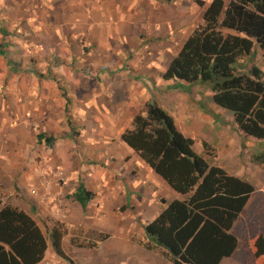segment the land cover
<instances>
[{
	"label": "crops",
	"instance_id": "1",
	"mask_svg": "<svg viewBox=\"0 0 264 264\" xmlns=\"http://www.w3.org/2000/svg\"><path fill=\"white\" fill-rule=\"evenodd\" d=\"M211 1L0 0V164L14 168L13 179L25 190L8 201L3 198L0 210L12 205L37 222L47 240L39 264H172L163 250L148 251L141 235L169 203L184 197L122 140L150 102L168 112L195 146L200 139L198 154L212 163L204 143L216 149L214 165L262 192L264 163L252 158L264 154V142L244 139L234 129L218 127L215 134L216 122L204 117L197 96L184 94L185 84L163 78ZM24 9L30 16L22 17ZM26 49L32 59L23 68L47 67L46 77L32 73L22 78L23 73L10 70L11 59L26 58ZM90 54L96 58L88 64L94 72L84 74ZM41 81L62 82L70 88L68 95L43 93L38 100ZM227 117L233 126L232 115ZM31 120L55 141L39 143ZM215 139L221 148L213 146ZM41 159L66 172L62 190L53 183L48 192L43 187L31 194L30 187L40 184L33 167ZM236 159L244 164L238 161L235 167ZM81 184L95 194L86 208L73 199ZM55 228L62 233L65 257L53 249L50 234ZM236 253L222 264H245Z\"/></svg>",
	"mask_w": 264,
	"mask_h": 264
},
{
	"label": "trees",
	"instance_id": "2",
	"mask_svg": "<svg viewBox=\"0 0 264 264\" xmlns=\"http://www.w3.org/2000/svg\"><path fill=\"white\" fill-rule=\"evenodd\" d=\"M261 50L264 0H212L163 78L188 86L210 84L214 106L232 115L233 129L244 139L264 142V68L256 63ZM37 138L55 141L44 133ZM122 140L184 197L145 225V248L163 250L172 264H222L231 258L239 248L234 227L264 198V186L259 195L250 182L198 154L195 141L155 102L134 118ZM253 161L264 163V154ZM94 196L81 184L73 199L86 208ZM50 237L55 253L65 257L59 229ZM253 247L257 264H264V233ZM46 251V237L33 217L12 205L0 210V264H39Z\"/></svg>",
	"mask_w": 264,
	"mask_h": 264
},
{
	"label": "rangeland",
	"instance_id": "3",
	"mask_svg": "<svg viewBox=\"0 0 264 264\" xmlns=\"http://www.w3.org/2000/svg\"><path fill=\"white\" fill-rule=\"evenodd\" d=\"M29 10V8H28ZM26 10L24 9V12L22 10V17H24L26 14L28 16H30V13L25 12ZM24 21V20H22ZM25 37V36H23ZM19 41L23 40V38H19ZM11 39L9 37L6 38L5 42H6V50L8 48H10V42ZM24 42V40L22 41ZM9 45H8V44ZM20 46V45H19ZM26 52H23L24 55L26 57V54H28L29 52H27V49L25 50ZM29 51V50H28ZM11 55V54H10ZM10 57V56H9ZM30 55H27L26 58L23 57L19 58V60H14L11 59V64L12 68H10L11 71L16 72L15 74H21L23 73L24 75H22V78H26V76L31 75L32 73L35 75V77L37 76L36 73H39L40 76L42 77H46V73H48L47 71V67L44 68H39L37 69H33V68H26L24 69V61L28 60L30 62V59H32ZM39 57V56H38ZM25 59V60H24ZM123 60L124 57L122 56L121 58ZM96 60V58H94L93 55H88L87 56V66L83 69L82 73L84 74H89V73H93V70H90V68L88 67V64H90L91 62H94ZM40 63H42V60L39 58ZM257 65L260 67L264 68V50H261L259 53V57L256 61ZM29 69V70H28ZM58 77V76H56ZM25 82V80H24ZM41 87H40V92L38 93L39 98L38 100H40V96L43 93H47L48 97H52L54 98L56 95H68L66 92V90L70 89L69 87L67 88L65 85L62 84V82H58L56 81L55 83L53 82V84H47L45 81H41ZM179 85H184L181 82ZM186 85V84H185ZM182 86L178 87V89L182 88ZM27 87V86H26ZM186 87H188L187 90H184V94H187L189 96H197L198 98V102L199 104H201L202 106V112L204 114V117L207 118V120H214V122H216V126H215V130L218 129V127H220L223 131L229 132V131H233V126H232V122L231 120H228L227 115L229 114H225L224 116V112L222 109H219L217 107L214 106L213 102H212V87L210 84H198V85H194V86H188L186 85ZM30 92L29 87L27 88V96ZM227 113V112H225ZM224 116V117H223ZM42 121L45 123L47 121V117L46 115L42 114ZM30 129L32 132H34V135H38L40 133H46L47 131L44 128L43 125H41L40 123H38L37 120H31L30 121ZM217 131L215 132V134H217ZM74 137L77 136L76 133H74ZM62 139L65 140L67 138V135H58L57 139ZM200 139L197 140V144L195 146L196 151L199 150V145H200ZM213 146L217 147V148H221L219 146V140L215 139L214 142L212 143ZM232 144H234V142H232ZM231 146V145H230ZM224 148H229V146H224ZM204 151L206 153V155H208L209 160H211L212 164L217 163L218 159V154L216 149L208 147L205 143H204ZM230 157V156H229ZM224 159V158H222ZM253 159V158H252ZM223 163L224 160H222ZM238 161H240V163L243 165L244 162L242 160H237L236 159V165L235 167H237ZM246 161V160H245ZM18 169V168H17ZM36 176L39 178L40 184L37 187H30L29 191L31 192V194H37V192H41V189L43 191V187L45 189V187H50L53 185H58V174H61L62 179L60 180V184L63 188L65 182L68 183L67 181V174L66 172L61 168V167H53L50 163H48L45 159H41L38 163H36L35 167H33ZM17 171V170H16ZM21 171V170H20ZM15 174L14 172V168L10 167L9 165H2L0 164V196L1 199L0 201H2L3 198H7L6 201L13 199L14 194H21V192H24V188L19 189L18 188V181H15L13 179V175ZM255 185H257L259 187V183L256 182L254 183ZM262 191V190H261ZM262 197V196H261ZM262 199V198H261ZM8 205V204H6ZM5 205V206H6ZM157 213V212H156ZM159 214V212H158ZM157 214V215H158ZM264 201H256L255 204L253 205L252 209L250 210V217L248 219H244V218H240L235 227H234V234L236 236H238V240H239V248L238 251H236V257L239 258V260L245 264H257V260L255 259L254 256V241L255 238L258 237L260 234L264 233ZM143 239H145L144 235H141Z\"/></svg>",
	"mask_w": 264,
	"mask_h": 264
},
{
	"label": "built area",
	"instance_id": "4",
	"mask_svg": "<svg viewBox=\"0 0 264 264\" xmlns=\"http://www.w3.org/2000/svg\"><path fill=\"white\" fill-rule=\"evenodd\" d=\"M58 185H56L59 189H61V184H60V180L62 179L61 174H58ZM45 192H48L50 190V187H45ZM62 190V189H61ZM60 195H62V193H60ZM44 201V200H43ZM60 218L61 219H65L66 218V213L62 212L60 213ZM43 264H57L56 261H52V260H46Z\"/></svg>",
	"mask_w": 264,
	"mask_h": 264
}]
</instances>
